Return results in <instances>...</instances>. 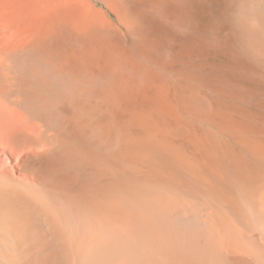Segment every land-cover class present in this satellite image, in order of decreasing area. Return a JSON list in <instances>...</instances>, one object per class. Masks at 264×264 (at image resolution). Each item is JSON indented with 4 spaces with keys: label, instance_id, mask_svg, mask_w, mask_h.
<instances>
[{
    "label": "bare ground",
    "instance_id": "6f19581e",
    "mask_svg": "<svg viewBox=\"0 0 264 264\" xmlns=\"http://www.w3.org/2000/svg\"><path fill=\"white\" fill-rule=\"evenodd\" d=\"M0 264H264V0L1 2Z\"/></svg>",
    "mask_w": 264,
    "mask_h": 264
},
{
    "label": "rangeland",
    "instance_id": "374dc122",
    "mask_svg": "<svg viewBox=\"0 0 264 264\" xmlns=\"http://www.w3.org/2000/svg\"><path fill=\"white\" fill-rule=\"evenodd\" d=\"M4 0H0V4H1V2H3Z\"/></svg>",
    "mask_w": 264,
    "mask_h": 264
}]
</instances>
